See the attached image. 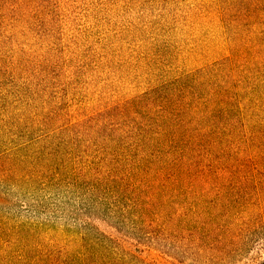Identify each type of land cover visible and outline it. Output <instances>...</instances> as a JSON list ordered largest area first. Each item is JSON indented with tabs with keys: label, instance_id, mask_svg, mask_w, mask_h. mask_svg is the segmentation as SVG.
<instances>
[{
	"label": "rangeland",
	"instance_id": "obj_1",
	"mask_svg": "<svg viewBox=\"0 0 264 264\" xmlns=\"http://www.w3.org/2000/svg\"><path fill=\"white\" fill-rule=\"evenodd\" d=\"M231 3L0 0V264H121L79 245L92 186L157 185L162 116L200 142L199 242L123 264H264V6L253 25Z\"/></svg>",
	"mask_w": 264,
	"mask_h": 264
},
{
	"label": "trees",
	"instance_id": "obj_2",
	"mask_svg": "<svg viewBox=\"0 0 264 264\" xmlns=\"http://www.w3.org/2000/svg\"><path fill=\"white\" fill-rule=\"evenodd\" d=\"M230 2L232 12L239 11L242 17H245L247 8L249 21L253 25L261 22L264 0H226V3ZM135 106L137 105L124 107L115 116H110L111 126L115 128V132L116 129L120 131L123 121H132L128 133L133 137L134 120L137 115ZM151 106L153 108L162 105L154 102ZM166 106L171 107V104L166 103ZM165 113L172 114L164 107L162 115ZM167 118L162 116L152 126L156 135H160V145H167L158 156L156 152L154 153L156 157L149 161L148 165L158 166L161 163L160 166H164L158 176V184L152 183L147 186L135 200L121 198L122 201H117V196L114 195L116 192L109 187L100 188L93 185L92 188L95 189L93 195L100 196L99 201H94L93 197V203L103 217L93 218L89 214L85 218L89 231L80 238L81 248L90 253L106 252L112 248L117 250L114 259L123 264L143 261L142 256L146 251H156L165 255L164 250H168V243L171 241L198 245L196 227L198 218L194 211H191L192 214H186L185 210L192 209L187 208L188 205L197 204V197L205 182L204 173L190 167L200 164L196 163L199 158L200 142L190 130L191 126L188 128L183 126L179 122L180 118L175 122L167 121ZM152 121L154 120H149L147 125ZM156 158L158 164L154 162ZM95 219L100 222L99 225H96ZM165 256L171 257L169 254Z\"/></svg>",
	"mask_w": 264,
	"mask_h": 264
}]
</instances>
